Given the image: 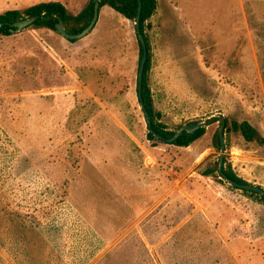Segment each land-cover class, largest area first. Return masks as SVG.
<instances>
[{"label":"rangeland","instance_id":"1","mask_svg":"<svg viewBox=\"0 0 264 264\" xmlns=\"http://www.w3.org/2000/svg\"><path fill=\"white\" fill-rule=\"evenodd\" d=\"M61 2L78 14L89 0ZM146 27L154 106L189 147L154 143L141 108L134 21L109 6L70 41L0 35V264H264V0H157ZM0 0V13L24 9Z\"/></svg>","mask_w":264,"mask_h":264},{"label":"trees","instance_id":"2","mask_svg":"<svg viewBox=\"0 0 264 264\" xmlns=\"http://www.w3.org/2000/svg\"><path fill=\"white\" fill-rule=\"evenodd\" d=\"M142 1V12L140 17L141 30L146 37L148 44V58L144 67V79L142 86V97L143 101L151 115L152 126L149 127L148 139L154 143H166V138L173 137L177 132L168 129L162 120V114L156 110L154 106L153 93L150 86V71L152 68V54L150 53L149 39L146 36V27L149 26V20L153 17L156 12L158 1L157 0H141ZM96 0H89V2L83 7L78 13L74 14L61 2H41L24 9H10L0 13V35L11 36L17 32V28L14 23L31 17H36V21L33 23V27L36 29H49L57 31L56 25L63 22L65 28L69 33L76 34L82 32L88 27L94 17V9ZM100 11L103 7L109 6L117 13L123 15L130 21H136L139 9V0H99ZM13 30V31H12ZM74 42V40H72ZM140 46V65L144 56L143 46L139 41ZM216 121V118L210 119V122ZM226 128L232 129L236 132H240L246 140L254 141L259 138L258 130L253 127L248 121L231 122V128L229 123L226 124ZM182 129V128H181ZM206 133V127L197 130L190 134L184 132L173 145L179 147H189L194 142L203 137ZM216 148H221L220 136L217 134L214 139ZM217 167L212 169L210 174L218 172L221 177L227 176L237 184H248L246 180L240 177L231 166L225 167L223 174L220 173L219 164ZM236 189L243 190L246 194L254 195L262 199L264 202V195H261L255 191L243 189L237 185H234Z\"/></svg>","mask_w":264,"mask_h":264},{"label":"water","instance_id":"3","mask_svg":"<svg viewBox=\"0 0 264 264\" xmlns=\"http://www.w3.org/2000/svg\"><path fill=\"white\" fill-rule=\"evenodd\" d=\"M96 1L97 2L95 4L94 17H93L90 25L88 27H86L82 32L76 33V34L69 33L67 31V29L65 28V25L63 22H60L56 25L57 31L63 37H65L66 39H68L70 41L81 40V39L87 37L95 29V27L99 21V18H100V4H99V0H96ZM141 12H142V1L139 0V9H138V15H137V19L135 21V25H136L138 39H139L141 45L143 46L144 56H143V59H142V62H141L140 68H139L138 92H139V99H140L141 108L144 111V114H145L146 119L148 121V125L151 127L152 126V118H151V115H150V113H149V111H148V109H147V107L143 101V97H142L144 67H145V63H146L147 58H148L149 51H148V44H147L146 37L141 30V22H140ZM35 21H36V17L26 18V19H23V20H20V21L14 23V26L17 28V32H21V31L27 29L28 27L32 26ZM220 119H221V129H220L219 136H220V140H221V149H222L223 153L220 157L219 169H220V173L223 174L224 159H225L224 152L226 151V138H225L226 118L224 116H221ZM208 122H210V120ZM208 122L191 123L188 126H185L182 129H180L173 137L166 138V141L168 143H174L184 132L192 134L201 128L207 127ZM223 178L226 181H228L229 183H231L232 185H237L243 189L255 191L261 195H264V188H262V187H259V186L253 185V184H249V183L248 184H237L236 182H234L233 180H231L227 176H223Z\"/></svg>","mask_w":264,"mask_h":264},{"label":"crops","instance_id":"4","mask_svg":"<svg viewBox=\"0 0 264 264\" xmlns=\"http://www.w3.org/2000/svg\"><path fill=\"white\" fill-rule=\"evenodd\" d=\"M40 1H42V0H22V3L21 4H23L24 6H26V7H29V6H32V5H34V4H37V3H40ZM67 5V4H66ZM65 5V6H66ZM26 7H24V8H26ZM67 8H68V6H66ZM7 11V10H6ZM5 12V11H4Z\"/></svg>","mask_w":264,"mask_h":264}]
</instances>
